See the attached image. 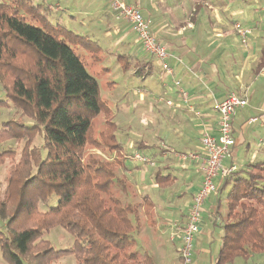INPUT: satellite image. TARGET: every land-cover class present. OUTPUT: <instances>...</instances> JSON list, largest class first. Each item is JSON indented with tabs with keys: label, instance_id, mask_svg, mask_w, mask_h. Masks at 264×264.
I'll return each instance as SVG.
<instances>
[{
	"label": "trees",
	"instance_id": "1",
	"mask_svg": "<svg viewBox=\"0 0 264 264\" xmlns=\"http://www.w3.org/2000/svg\"><path fill=\"white\" fill-rule=\"evenodd\" d=\"M41 9L26 0L0 2V84L5 95L0 103L9 101L31 121L10 120L0 128V144L15 140L23 145L17 158L14 150L0 151V167L11 160L0 194L1 258L6 264H52L66 256L77 264H142L132 250L134 221L140 217L117 194L116 183L126 185L117 164L86 155L89 148L104 155L122 150L99 84L86 69L88 55L75 53L78 47L94 53L90 48L96 43L51 24L47 9ZM263 67L264 48L255 71ZM102 113L105 127L96 134L95 119ZM155 175L160 187L165 178ZM230 184L222 244L213 264L264 253V162L234 171L219 194ZM50 196L57 197L56 205L39 211V203ZM55 227L74 237L69 249L56 250L43 238ZM145 260L143 264H152Z\"/></svg>",
	"mask_w": 264,
	"mask_h": 264
},
{
	"label": "crops",
	"instance_id": "2",
	"mask_svg": "<svg viewBox=\"0 0 264 264\" xmlns=\"http://www.w3.org/2000/svg\"><path fill=\"white\" fill-rule=\"evenodd\" d=\"M82 1L42 0V3L47 12L54 13L53 19H49L51 24L63 26L62 22L65 23L63 27L89 37L96 43L97 51L106 54H109L106 44L112 38L116 46L126 48L116 57L117 60L123 57L121 68L124 66L125 71L134 69L132 73L142 79L143 75H150L160 82L157 89L153 86L144 88L140 92L143 98L140 101L137 98L134 103L135 109L137 104L143 109L139 116L142 122L139 132H145L142 134L146 139L128 126L124 133L117 131L116 139L122 146L119 153L112 152L108 159L102 151L93 150L98 151V156L104 160L117 164L120 175L125 179L124 188L131 199H137L139 217L143 214L146 220L156 222L157 240L167 242L168 237L174 234V244L177 240L179 243L189 207L202 180L200 162L179 156L188 153L201 155L202 134L216 133V105L230 93L247 101L246 106L236 109L232 117L235 147L231 159L224 161L223 165L232 166L237 171L253 164L255 157L246 162L237 156V146L246 144L250 136L264 138V121L261 119L264 67L259 72L255 71L264 48V0H121L140 11L156 40L166 47L172 75L163 72L158 63L154 65L150 60L139 59L143 50L138 38H129L130 29L126 31L120 26V21L114 19L109 0L96 7H83ZM237 26L248 33L238 35ZM125 54L133 56L132 67L124 65ZM99 63L102 64V60ZM101 69L110 71L108 66L102 65ZM153 70L157 73L152 76ZM174 81H178L180 89L186 92L185 99L174 86ZM168 101L170 105H167ZM129 102L127 99L126 103ZM119 114L111 113L113 122L116 116L124 118L132 113L125 110L122 112L124 116ZM132 122H137L136 117H130L124 124ZM259 142L264 144L263 140ZM141 143L145 145L138 149L137 145ZM131 150L151 157L155 166H141L124 160V155ZM156 172L165 178L160 187L155 181ZM224 179L227 178L216 180L215 193L204 201L200 229L193 240L195 249L191 264H213L221 247L225 215L218 213V189ZM229 187L226 190H230ZM147 206L149 215L146 214ZM132 239L135 241L136 237L132 236ZM178 243L174 246L177 247ZM233 264H264V253L236 259Z\"/></svg>",
	"mask_w": 264,
	"mask_h": 264
},
{
	"label": "rangeland",
	"instance_id": "3",
	"mask_svg": "<svg viewBox=\"0 0 264 264\" xmlns=\"http://www.w3.org/2000/svg\"><path fill=\"white\" fill-rule=\"evenodd\" d=\"M29 1L30 4H33L34 6H40V9L43 11L44 5L42 3V0H26ZM0 2H7V0H0ZM62 2V1H61ZM63 3V2H62ZM75 4H78L75 2ZM98 4H106L104 0H83L81 2V6L91 5L92 7H96ZM110 7V6H109ZM49 9V7H47ZM52 8V7H51ZM53 8L57 9L56 6H53ZM40 10V11H41ZM52 11V10H51ZM48 19H53V12H46ZM67 19V18H65ZM68 20V19H67ZM26 22L33 24L35 26H39L36 23H31L26 19ZM63 26L66 25L63 23ZM60 25V24H59ZM120 26H122L123 29L126 31L129 29V26L127 23L120 21ZM136 35L133 33H129V38H132ZM91 43L93 41L91 39H88ZM112 38H110L109 44H106V47H109V54L100 52L96 50V46L94 48V45L91 46L90 50L94 51L88 53L87 50H82L80 47L75 49V53L77 55H82V53L88 55L86 58V69L90 75H92L98 82L99 88H100V97L104 105L108 110L111 111L113 115H115L117 112H120V116L122 115V112L125 110L131 111V115H126L125 121H128L130 117H136L137 122H132L130 125H125V121L123 117L116 116L114 123L117 126L118 131H122L123 133L125 130H127L128 126L129 128L137 131V134H140L139 130L141 128L142 122L139 118V116L143 113V109L140 108V106L137 104V108L135 109V100L139 98L138 100L143 98L142 94L140 93L144 88H149L151 86L155 87L157 89L158 86H160V82L157 78H150V75H143L144 79L141 78L140 75H136L132 73V70L130 69L125 71V67H120L121 61L117 60V55L124 53L125 47H120L119 45L116 46L112 41ZM70 47H73L72 45L68 44ZM87 52V53H86ZM114 53V55L112 54ZM109 55V57H108ZM126 58H124V64L130 65L132 67L133 63V56H129L127 54ZM123 58V57H121ZM109 59V61H107ZM140 60H150L152 64L157 65V61L152 58L150 55L146 54L145 52H142V54L139 56ZM102 60V64L99 63V61ZM119 63H118V62ZM159 64V63H158ZM108 66L110 71H105L101 69V66ZM155 73H157L155 70L151 73L153 76ZM138 74V73H137ZM156 83V85L154 84ZM124 98V99H123ZM129 99V103H126V100ZM5 100V95L3 88L0 84V101ZM140 104L142 102H139ZM133 107V109H131ZM139 107V108H138ZM21 120V122L25 123L26 125L31 124V121L24 117L20 111L16 110L15 107L9 102H1L0 103V128H2V125L6 122H9L10 120ZM114 119V118H113ZM132 120V119H131ZM96 127L95 131L96 134L98 131L102 130L105 127L104 122V114H100L95 119ZM236 124V123H235ZM237 125V124H236ZM238 128V127H237ZM155 132V130L153 131ZM145 133V132H142ZM140 134L144 139L146 137L144 134ZM146 134V133H145ZM134 139V136H132ZM259 140H263V137H257V136H250L248 138V141L244 145L237 146V156L243 157V159L246 162H250L253 157L255 159L252 163L258 162V161H264V157L262 154H264V144L262 142H259ZM40 142V137L37 136L35 140V145ZM39 145V144H37ZM23 145H19L15 140H8L0 144V151L3 150H11L16 151L17 153L15 158H17L18 154L20 153ZM94 148H89L86 151V155H96L92 150ZM132 151V150H131ZM130 151V152H131ZM130 154V153H129ZM107 158L109 159V154H107ZM128 155V154H125ZM237 160V159H236ZM108 161V160H107ZM10 161H6V163L3 164V166L0 167V194L3 193V189L6 183V176L8 174V166L10 165ZM237 162L241 163L240 160H237ZM146 166V165H145ZM148 167V166H147ZM118 177L121 179V175L119 174ZM125 180V179H124ZM117 187V194L121 200L122 203H128L130 204L133 209L134 213L136 215V200H133L130 198V193L127 191L126 188H123V184L116 183L115 185ZM231 187V184H230ZM229 187V189H230ZM229 190H224L221 192L220 195V206L218 207V213L220 216H224L227 214V207H226V193ZM212 195V194H211ZM209 197V196H208ZM57 197L50 196L49 199L45 203H39L38 209L41 212H45L48 210V208L54 207L57 203ZM212 205V204H211ZM210 207V205H209ZM133 214L132 220H136V216ZM138 215V212H137ZM139 217V215H138ZM225 217V216H224ZM135 225V231L132 236H135L136 239L134 241V246L132 250L134 249L136 252H138L141 258V263H145L147 260L145 258H149L152 262V264H182V261L179 257V247L181 242L178 240L176 243H178V246H174V240H170L168 237V241L165 242L164 240H157V237H155L157 233L156 228V222L146 220L144 215L142 214V217L139 218V220L134 221ZM199 238L201 235L198 236ZM45 240L49 241L50 245L56 249V250H67L69 249L74 242V237L69 234L67 231L63 230L61 227H55L51 230H48L43 237ZM176 247V249H175ZM194 248V244H193ZM195 249V248H194ZM0 264H6L0 255ZM52 264H77V261L73 256H66L62 257L60 259L55 260Z\"/></svg>",
	"mask_w": 264,
	"mask_h": 264
},
{
	"label": "built area",
	"instance_id": "4",
	"mask_svg": "<svg viewBox=\"0 0 264 264\" xmlns=\"http://www.w3.org/2000/svg\"><path fill=\"white\" fill-rule=\"evenodd\" d=\"M110 11L117 21H123L128 24L130 31L137 36L141 49L146 54L154 58L163 72L172 75V70L168 64V52L165 46L160 44L152 33L148 22L145 20L140 11L121 0H109ZM236 32L240 36H245L247 30L236 27ZM182 96L186 98L187 94L180 89L178 81L173 82ZM170 105L171 102H166ZM246 99L239 97L235 93H230L221 102L216 105L217 127L215 135L204 132L200 138L202 153H188L180 155V158L188 161H199L202 180L199 190L193 197L189 207L185 226L181 229V244L179 247V257L182 264H191L193 256L194 236L199 232L201 225V210L204 201L208 196L216 191V180L218 178L230 177L234 170L232 166L223 165L224 161H229L232 157L235 141L232 131V117L236 109H242L246 106ZM198 115V113H195ZM264 121V110L261 114ZM95 154L100 155L96 150ZM124 160L139 164L141 166H155L151 157L132 150L130 154L124 155ZM170 240H175V235L170 236Z\"/></svg>",
	"mask_w": 264,
	"mask_h": 264
}]
</instances>
